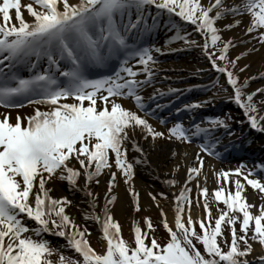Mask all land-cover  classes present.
I'll use <instances>...</instances> for the list:
<instances>
[{
  "label": "snow or ice",
  "instance_id": "1",
  "mask_svg": "<svg viewBox=\"0 0 264 264\" xmlns=\"http://www.w3.org/2000/svg\"><path fill=\"white\" fill-rule=\"evenodd\" d=\"M163 15L175 30L165 43L198 46L231 86L228 99L243 110L252 129L264 133V87L246 92L249 79L255 77L239 82L233 71L242 56L257 48L230 59L234 38L221 35L239 26L241 36L247 37L246 41L237 37L239 43L264 46V0H0V109H4L0 111V264H264V163L249 167L241 161L219 170L210 166L216 187H207L209 174L200 153L220 159L216 148L221 138L216 132L223 129L232 135L227 123L231 116L205 117L189 126L177 121L163 131L146 118L155 112L141 93L153 83V52L161 49L146 44L145 37ZM173 16L193 26L203 42L197 45L187 31L181 34ZM228 18L230 22H223ZM217 22H223L222 27ZM260 76L264 78V73ZM162 95L156 89L147 99ZM210 99L183 107L198 108ZM125 100L133 107H125ZM27 106L31 113L17 111L12 116L9 111ZM159 123L167 121L160 118ZM137 134L153 142L200 141L191 164L184 165L179 193L173 194L171 224L160 209L164 243L151 234L155 225L148 217L143 230L132 222L129 243L110 210L117 199L118 177L128 185L134 210H139L132 186L134 167L147 164V159ZM130 150L140 155L129 158ZM171 156L179 157L175 171L188 153L173 149ZM102 174L107 175V191L97 212L98 194L90 185L99 184ZM53 180L83 192L87 207L81 217L99 226L105 242L101 252L91 246L86 224L66 212L72 201L50 194ZM163 182L177 183L174 178ZM193 183L196 193L190 196ZM148 195L156 201V195ZM157 195L166 198L163 192ZM193 205L202 209V216L193 218ZM50 237L64 243L52 246ZM68 250L71 254L65 255Z\"/></svg>",
  "mask_w": 264,
  "mask_h": 264
},
{
  "label": "bare ground",
  "instance_id": "2",
  "mask_svg": "<svg viewBox=\"0 0 264 264\" xmlns=\"http://www.w3.org/2000/svg\"><path fill=\"white\" fill-rule=\"evenodd\" d=\"M25 19H29L27 14L25 13ZM245 17V21H246ZM223 22H230V18L227 21ZM223 22H217L218 27H222ZM162 24V23H160ZM182 29V28H181ZM175 30L170 31L168 34V39L170 36L174 34ZM185 30H183L184 32ZM241 27L237 26L236 28L225 30L221 33L223 38H227L229 36L233 37V42L235 43L234 48H230L228 52V56L231 59L232 57L238 55L241 52L246 51L247 49L252 48L255 46L257 48L256 51H249L246 56H242L239 61L237 62L236 69L243 67L245 64L248 65L247 68L244 69L242 72H237L236 69L233 71L238 75L239 82H243L246 77H255L254 79H249L247 88L245 89L246 92L254 91L257 88L264 87V78L260 76V73H264V46L255 45V42L252 43H239L236 39L237 37L243 40H247V37L241 36ZM155 31L153 30L152 33ZM160 33L163 30L159 31ZM197 45L203 42L202 37L197 34ZM160 39V38H159ZM172 44V45H170ZM161 49V48H160ZM180 54V56L171 58L172 60L166 61L163 63L160 61L159 64L154 66L155 72V79L157 82L162 83L160 86H155V89H159L160 91H167L169 89H176L180 90L184 88H192L197 86L200 88H206L212 82V78L216 76H220L226 81V78L223 74L217 73L215 69L211 67L210 62L207 58L201 53V50L198 46H185L181 41H174L172 43L167 44L166 47L161 49L160 53L157 55L160 57L161 60L167 59V54L171 51H176ZM175 58L178 60L176 61ZM211 78V79H210ZM231 88V86H229ZM232 92V89H231ZM231 94V93H230ZM229 94V95H230ZM208 95V94H206ZM222 96L216 98V103H221L223 101L229 100L228 96ZM259 96V94H257ZM205 96V95H204ZM203 97V96H202ZM202 97H198L197 99L202 100ZM205 99L208 98L204 97ZM195 100L192 98V101ZM230 101V100H229ZM175 101L168 100V102L161 105L159 108V118L166 119L169 115H173L176 112L172 111L170 107L175 104ZM194 102V101H193ZM193 102H185L183 106L186 104H192ZM32 111V110H31ZM31 111L23 110L20 111L21 113H31ZM164 111H167L165 113ZM243 113V110H241ZM17 111L11 112L12 116L15 115ZM244 119L245 116H243ZM247 124V125H246ZM243 124L244 130H246V136H250L252 133L258 134L260 137L263 138L264 143V133L258 132L255 129H252L248 122ZM155 128L160 130V127L157 124H153ZM222 130V129H221ZM245 132V131H244ZM244 136L241 135L237 138V140L241 139L244 140ZM137 143L144 149V155L147 159V164L136 165L134 167L135 177L132 181V186L135 188L136 192L138 193V203H139V210L146 211L148 209L156 208L155 202L158 203L159 195L158 193L163 192L164 194H168V203L165 214L167 215L169 221L172 223L174 219V204L175 201L173 200V194H178L180 188L183 185V180L186 176V168L185 164H191L193 156L192 154L195 151L192 148L182 147L176 144H171L170 142L164 139H157L155 142L151 140L149 137L147 140L141 138L139 134L135 137ZM236 140V139H235ZM228 141V140H227ZM220 144H218L219 146ZM130 148V145H129ZM175 149L178 152L186 151L188 156L185 158V161L181 163V167L175 171H173L175 164L179 161V157L173 158L171 156L172 150ZM264 150V146L262 145L258 148V152H262ZM133 155L139 156V153H134L131 150L128 152L129 158ZM215 166L218 170L216 164L211 162L204 163V169L209 174V179L207 183V187L212 189L216 187L214 183V177L210 174V166ZM107 170H105L106 172ZM175 179L177 183L173 186H169L165 184L163 181L167 179ZM99 180V184L92 183L90 188L93 193H97V212H99L100 207L103 205L104 202V193L107 191V175H101L97 178ZM118 182L116 187L114 188V193L117 197L115 202L111 207V212L113 218L122 225H129L131 226L133 221H136V217L138 216L136 210H134V206L132 204V197L127 192L128 185H125L120 178H117ZM50 187L52 188L51 195L53 197H60V196H67L72 203L66 208V212L73 217L77 223H85L86 226L95 234L97 239H100L102 242V248L105 245V242L102 239V235L99 231V226L92 221L84 222L81 217V213L86 209V197L84 196L83 192L70 189L66 182L53 180L50 183ZM196 192L195 184H192V192ZM152 193L156 195V201H153L151 197L148 195ZM249 201L253 199L250 195H247ZM164 207L165 204L162 202L159 203ZM255 210V209H254ZM202 216V209H197L196 207L192 208V216L195 219L197 215ZM91 236V235H90ZM90 236L88 238H90ZM64 243V241H63Z\"/></svg>",
  "mask_w": 264,
  "mask_h": 264
},
{
  "label": "rangeland",
  "instance_id": "3",
  "mask_svg": "<svg viewBox=\"0 0 264 264\" xmlns=\"http://www.w3.org/2000/svg\"><path fill=\"white\" fill-rule=\"evenodd\" d=\"M219 90V89H217ZM228 116H231V115H228ZM237 122H240V120L238 119H235L231 116V119L230 120H227V123L229 124V126H235V124H237ZM239 132L237 131L236 134H238ZM257 144V143H254V145ZM183 147H186V146H183ZM207 163V162H205ZM252 166V165H251ZM218 170L221 169V168H225L224 166L222 165H219L218 167ZM229 168V167H228ZM233 168V167H232ZM227 169V168H225ZM195 191L194 192H191L189 195L190 196H194L195 195ZM247 195H250V197L252 199H254L253 197V193H252V190L250 188L247 189ZM166 198H163V197H159L158 199V203L155 202V205H156V208L154 209H148L146 211H142V210H138L136 211L137 213V217H136V222H138L139 226L142 228V230L144 229L145 225H144V218L145 217H148L150 218L151 222L153 223V225H155V230L153 233V235H155L157 238H158V242L160 243H164L165 242V238H166V232L165 230L163 229L162 227V224L160 223V219H161V216H160V209H163L164 213L166 211V208H167V205L168 203H170V201H167L168 199V194H165ZM162 202L164 205V207H162V205H160L159 203ZM256 203H259V200H256ZM158 205V206H157ZM193 207H195V205H193ZM221 208H223V205L222 206H219ZM217 214L216 212V207L213 206L212 208V215L215 216ZM166 215V214H165ZM167 217V215H166ZM168 219V217H167ZM169 221V219H168ZM169 223L171 224V222L169 221ZM238 226V225H237ZM198 225H197V231H198ZM121 235L122 237L127 240L129 243L132 242V239H133V234L131 232V226L129 225H122L121 226ZM224 235L227 236L228 235V232H227V228L225 226V231H224ZM56 237H50L49 239L51 240V242H54L56 245H59L60 243H63V240L60 239V238H57V239H54ZM89 241H90V244L91 246L97 251V252H101L103 250L102 248V242L100 241V239L98 240L95 236V234L92 232L90 238H88ZM254 249H255V252L256 253H259L261 250L259 248L258 245H254ZM251 258V257H250ZM53 259H56V256L54 255L53 256Z\"/></svg>",
  "mask_w": 264,
  "mask_h": 264
}]
</instances>
